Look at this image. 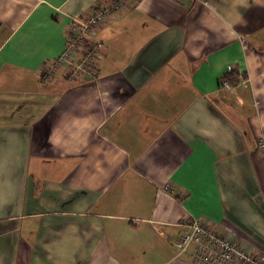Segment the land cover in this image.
Listing matches in <instances>:
<instances>
[{"label": "crops", "instance_id": "0c3cea01", "mask_svg": "<svg viewBox=\"0 0 264 264\" xmlns=\"http://www.w3.org/2000/svg\"><path fill=\"white\" fill-rule=\"evenodd\" d=\"M111 0H0V264H195L186 219L264 250V0H130L96 76L40 78Z\"/></svg>", "mask_w": 264, "mask_h": 264}, {"label": "built area", "instance_id": "2783aa9c", "mask_svg": "<svg viewBox=\"0 0 264 264\" xmlns=\"http://www.w3.org/2000/svg\"><path fill=\"white\" fill-rule=\"evenodd\" d=\"M130 0H111L86 16L72 18L68 23L64 50L43 65L40 78L50 79L64 72L67 77L96 76L92 61L101 55V44L94 39L88 51L83 53L85 40L90 30L111 18L123 9ZM257 147L264 157V133L257 139ZM175 245L180 251L193 246L195 264H264V250L253 251L237 243L202 219H186Z\"/></svg>", "mask_w": 264, "mask_h": 264}, {"label": "trees", "instance_id": "16d2710c", "mask_svg": "<svg viewBox=\"0 0 264 264\" xmlns=\"http://www.w3.org/2000/svg\"><path fill=\"white\" fill-rule=\"evenodd\" d=\"M92 41H94V39H92V40H88V39H86V40H85V47L83 48V51H82L83 53H86V52L88 51L90 45L92 44ZM97 41L100 42V44H101V49H102V42L99 41V40H97ZM91 63H92V65H93L94 60H93ZM93 67H94V65H93Z\"/></svg>", "mask_w": 264, "mask_h": 264}]
</instances>
